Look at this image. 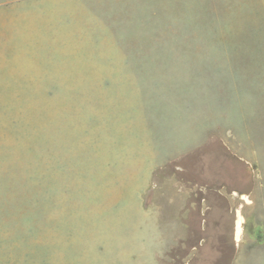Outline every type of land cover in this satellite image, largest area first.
<instances>
[{"label":"rangeland","instance_id":"rangeland-1","mask_svg":"<svg viewBox=\"0 0 264 264\" xmlns=\"http://www.w3.org/2000/svg\"><path fill=\"white\" fill-rule=\"evenodd\" d=\"M1 1L0 264H264V22L249 52H124L81 6ZM208 147L244 191L197 179Z\"/></svg>","mask_w":264,"mask_h":264},{"label":"crops","instance_id":"crops-1","mask_svg":"<svg viewBox=\"0 0 264 264\" xmlns=\"http://www.w3.org/2000/svg\"><path fill=\"white\" fill-rule=\"evenodd\" d=\"M66 1L81 6L85 19L98 23L118 46L124 45V52H249L247 37L260 36L255 30L260 31L264 22V0ZM190 65L204 64L196 60ZM156 67L166 64L158 61ZM176 220L174 238L178 239L186 228L180 218Z\"/></svg>","mask_w":264,"mask_h":264},{"label":"flooded vegetation","instance_id":"flooded-vegetation-1","mask_svg":"<svg viewBox=\"0 0 264 264\" xmlns=\"http://www.w3.org/2000/svg\"><path fill=\"white\" fill-rule=\"evenodd\" d=\"M198 159L191 163L198 180L232 191L245 190L248 179L246 168L241 163L231 161L225 151L208 147Z\"/></svg>","mask_w":264,"mask_h":264}]
</instances>
